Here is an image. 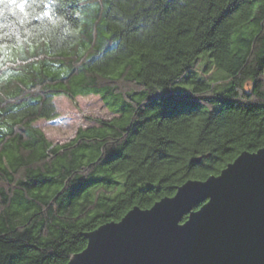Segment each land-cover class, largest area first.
Returning <instances> with one entry per match:
<instances>
[{
  "label": "trees",
  "instance_id": "1",
  "mask_svg": "<svg viewBox=\"0 0 264 264\" xmlns=\"http://www.w3.org/2000/svg\"><path fill=\"white\" fill-rule=\"evenodd\" d=\"M24 7L0 0V264H67L87 232L264 147V0ZM90 94L112 116L70 141L35 124Z\"/></svg>",
  "mask_w": 264,
  "mask_h": 264
},
{
  "label": "water",
  "instance_id": "2",
  "mask_svg": "<svg viewBox=\"0 0 264 264\" xmlns=\"http://www.w3.org/2000/svg\"><path fill=\"white\" fill-rule=\"evenodd\" d=\"M86 237L67 264H264V147Z\"/></svg>",
  "mask_w": 264,
  "mask_h": 264
},
{
  "label": "rangeland",
  "instance_id": "3",
  "mask_svg": "<svg viewBox=\"0 0 264 264\" xmlns=\"http://www.w3.org/2000/svg\"><path fill=\"white\" fill-rule=\"evenodd\" d=\"M204 54L207 55L208 52ZM54 101L58 116L51 119L42 118L35 122L54 144H64L73 139L79 127H87L96 124L99 118L112 116L97 94L80 95L75 99L61 95Z\"/></svg>",
  "mask_w": 264,
  "mask_h": 264
},
{
  "label": "snow or ice",
  "instance_id": "4",
  "mask_svg": "<svg viewBox=\"0 0 264 264\" xmlns=\"http://www.w3.org/2000/svg\"><path fill=\"white\" fill-rule=\"evenodd\" d=\"M28 2V0H22L21 3H17V0H8V3L14 4L16 8L20 10L21 13L25 12V7L24 5Z\"/></svg>",
  "mask_w": 264,
  "mask_h": 264
}]
</instances>
